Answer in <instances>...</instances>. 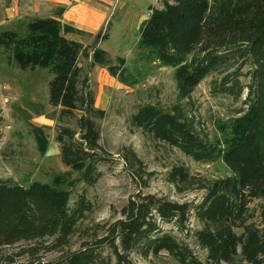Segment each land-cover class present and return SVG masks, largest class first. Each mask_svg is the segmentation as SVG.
Wrapping results in <instances>:
<instances>
[{
	"label": "trees",
	"instance_id": "obj_1",
	"mask_svg": "<svg viewBox=\"0 0 264 264\" xmlns=\"http://www.w3.org/2000/svg\"><path fill=\"white\" fill-rule=\"evenodd\" d=\"M149 9L140 27V45L162 66L173 68L179 98L189 99L207 76L214 75L219 80L212 81L213 92L243 100L235 116L219 125L221 135L214 141L200 135L194 119L180 105L170 109L141 105L131 115V123L196 161L223 159L231 175L206 181L195 179L185 166H174L166 180L184 187L197 181V188L203 190L199 200L179 202L137 192L106 236L64 251L93 210L85 192L72 203L73 190L81 182L97 183L102 175L99 165L114 156L100 142L98 121L105 118L106 110L96 106L90 72L100 66L123 82L126 59L101 46L110 37L108 27L97 33L85 31L57 18L64 12L57 8L56 17L28 20L23 33L0 30V54L9 63L51 73L48 103L60 108L55 141L61 162L70 168L54 174L50 182L0 179V264H108L106 245L118 264H132V253L144 257L165 253L176 264H234L238 258L264 264V0H161V6ZM86 35L94 36L91 43ZM81 57L88 60L86 70ZM71 120L76 125H70ZM30 127L39 152L45 154L51 126ZM123 156L144 171L134 150ZM256 199L263 200L258 210L250 206ZM192 218L198 226L190 229ZM165 224L192 237L206 251L205 260ZM48 241L51 250L62 252L53 260L38 257L35 245L22 263L5 252L21 242Z\"/></svg>",
	"mask_w": 264,
	"mask_h": 264
},
{
	"label": "rangeland",
	"instance_id": "obj_2",
	"mask_svg": "<svg viewBox=\"0 0 264 264\" xmlns=\"http://www.w3.org/2000/svg\"><path fill=\"white\" fill-rule=\"evenodd\" d=\"M95 3L103 8L109 7V17L101 28L108 27L110 37L101 42V46L113 56L125 57L124 81L110 75L106 68L100 66L90 72L96 106L106 110L105 118L98 121L100 142L114 156L111 162L99 165L102 175L97 183L90 186L81 182L73 190L72 203L79 193L85 192L93 203V210L82 219L64 251L77 249L85 242L106 236L110 224L121 218L122 208L137 192L179 202L199 200L203 190L197 188V181L184 187L166 180L167 172L174 166H185L195 179L206 181L231 175L223 159L196 161L178 148L156 140L132 125L131 115L139 106L157 104L170 109L180 105L194 119V126L200 135L214 141L221 135L219 125L235 116L243 100L213 92L212 81L219 80L214 75L207 76L189 99L178 97L173 68L162 66L149 49L140 45V27L149 15L150 6H161V0H96ZM3 17L0 13V30L15 29L23 33L26 21H9V18ZM85 37L87 43H91L94 36ZM80 64L85 70L89 66L88 60L83 57ZM51 76L46 68L21 69L9 63L5 54H0V109L3 116L0 125V179L12 178L21 183L35 180L50 182L54 174L70 169L61 162L59 145L55 141L60 108L48 103ZM241 80L247 82L248 78L241 77ZM31 124L51 126L47 131L49 145L45 154L38 150ZM70 125H76L75 121L71 120ZM128 149L134 150L142 160L145 172L126 161L123 154ZM137 171L143 172L142 177L135 175ZM262 202V199H256L250 206L258 210ZM197 226L198 222L192 218L190 229ZM164 228L188 242L197 255L205 260L206 251L192 237L177 231L173 224H165ZM51 244L52 241L21 242L5 248V252L14 254L17 262L22 263L28 260L29 248L35 245L39 249L38 257L45 261L53 260L62 252L51 250ZM104 255L108 258V264H118L107 245L104 246ZM129 258L132 264H176L165 253L149 257L132 253ZM234 264L248 263L238 258Z\"/></svg>",
	"mask_w": 264,
	"mask_h": 264
},
{
	"label": "crops",
	"instance_id": "obj_3",
	"mask_svg": "<svg viewBox=\"0 0 264 264\" xmlns=\"http://www.w3.org/2000/svg\"><path fill=\"white\" fill-rule=\"evenodd\" d=\"M96 0H0V13L10 20L28 21L35 17H56L55 10L64 8L62 22L96 33L109 17V7H100ZM105 1V0H101ZM108 6V5H107Z\"/></svg>",
	"mask_w": 264,
	"mask_h": 264
}]
</instances>
